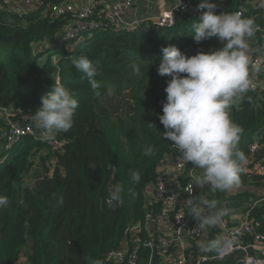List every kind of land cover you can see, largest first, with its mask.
<instances>
[{"label":"trees","instance_id":"16d2710c","mask_svg":"<svg viewBox=\"0 0 264 264\" xmlns=\"http://www.w3.org/2000/svg\"><path fill=\"white\" fill-rule=\"evenodd\" d=\"M59 1L37 0L29 10L0 6V105L12 107V119L32 123V112L56 83L68 88L78 101L72 128L56 134L67 141L65 152L33 189L23 187L24 178L32 166L44 161L49 153L43 155L46 145L28 135L7 147L0 121V195L9 199L7 207H0V264L102 263L105 254L124 240L137 233L145 235L147 187L171 144L161 136L165 129L158 119L170 79L157 73L161 48L174 45L194 55L210 51L215 44L216 37L194 42L191 35L199 17L183 14L170 28L96 31L70 51L60 40L65 20L48 11L49 5ZM258 1L212 0L222 12L245 6V14L264 27V14L252 7ZM249 42L261 45L253 56L264 49L258 31ZM48 50L58 51V63L42 59ZM82 55L97 69L100 97L75 70L73 61ZM132 63L139 65L138 73ZM108 88L113 89L111 96L105 94ZM230 118L243 129L238 149L244 157L253 135L264 145V95L248 91L236 108H230ZM149 146L152 154L145 155ZM260 156L264 157V147ZM132 171L140 174L139 183L132 182ZM242 171V181H248ZM113 184L123 188L118 206L107 203V188ZM258 198L249 191L214 194L218 206L238 213ZM250 216L264 232V201L251 209ZM141 255L146 264L145 250ZM206 264H233V259Z\"/></svg>","mask_w":264,"mask_h":264},{"label":"clouds","instance_id":"9594fccd","mask_svg":"<svg viewBox=\"0 0 264 264\" xmlns=\"http://www.w3.org/2000/svg\"><path fill=\"white\" fill-rule=\"evenodd\" d=\"M196 7L200 15L193 25L192 39L200 43L216 37L222 47L197 51L194 55H186L174 45L161 48L163 56L157 73L170 79L164 89L166 99L162 102V114L158 115L165 129L160 134L171 141L185 163L200 171L194 177L197 185H209L212 191H227L239 185L245 161L238 149L243 129L230 118V108L252 89L250 68L260 70V65H253L249 55V40L254 37L256 27L251 18L243 17L240 12L216 13L217 6L212 0H199ZM73 64L75 70L87 79L94 95L100 97L102 93L95 79L97 69L93 63L82 55ZM131 68L136 73L140 71L136 63H132ZM105 94L111 96L113 89L108 88ZM41 101V106L32 112L30 119L41 131L42 139L51 140L57 133L72 128L78 101L68 88L56 83ZM152 151L149 146L145 155L152 154ZM130 178L133 183H139L141 179L136 171L130 173ZM23 187H35L30 175L24 178ZM107 192L109 205L122 203L120 184L109 185ZM185 204L188 215L201 231L218 226L227 214L215 199L188 198ZM8 205L9 199L0 195V207ZM233 243L235 241L229 236L220 235L201 240L199 247L203 252H227Z\"/></svg>","mask_w":264,"mask_h":264},{"label":"built area","instance_id":"2783aa9c","mask_svg":"<svg viewBox=\"0 0 264 264\" xmlns=\"http://www.w3.org/2000/svg\"><path fill=\"white\" fill-rule=\"evenodd\" d=\"M139 0H61L49 5L48 11L52 17H61L65 26L60 34V40L69 44V49L77 46L78 41L89 37L96 31L133 30L145 31L149 28H170L178 17L189 14L199 17L197 10L199 0H154L144 7H138ZM37 0H0V6H17L24 10L35 7ZM215 12L220 13L219 3H215ZM254 9L264 14V0L252 5ZM248 9L243 6L235 12L243 17ZM256 31L261 35L264 44V27L254 23ZM222 47V42L215 38L211 48ZM264 47V45H263ZM253 65L259 64L260 70L250 68V79L256 91L264 95V49L251 56ZM246 94V93H245ZM241 100V99H240ZM12 107L0 105V121L2 137L7 147L19 142L24 136H32L36 141L44 142L47 154L43 161L44 168L52 169L59 163L60 156L65 152L67 141L54 137L51 140L41 138V131L33 123L22 119H12ZM248 152L242 164V172L248 176V181H242L230 193L237 195L245 191L256 193L259 198L242 213L233 212L224 207L227 214L218 226L201 231L196 227V221L188 215L185 200L204 197L214 199L216 191L209 185H197L194 177L200 171L193 165L185 163L179 151L170 144L169 150L159 165L154 181L148 185L146 193L148 215L143 224L144 236L137 233L129 240L108 251L101 264H142V251L145 250L146 264H206L211 261H224L232 257L233 264H264V232L259 230V222L250 216V211L259 202L264 201V189L255 191L258 181L264 182V157L260 151L264 145L258 135L252 136L248 143ZM2 160V159H0ZM36 183L38 178L30 174ZM260 176L263 179L255 180ZM254 179V180H253ZM33 189V188H32ZM220 235L232 238L233 243L227 252H203L199 247L201 240L213 239Z\"/></svg>","mask_w":264,"mask_h":264},{"label":"rangeland","instance_id":"374dc122","mask_svg":"<svg viewBox=\"0 0 264 264\" xmlns=\"http://www.w3.org/2000/svg\"><path fill=\"white\" fill-rule=\"evenodd\" d=\"M248 18H250V16H248ZM91 36V35H90ZM258 41V40H256ZM58 45H60V42L58 41ZM67 48H69V44L66 43L65 45ZM65 47V48H66ZM257 49H261V45L259 42H255L254 44H252L251 42H249V55L251 56V52H254V50H257ZM69 50V49H68ZM71 51V50H70ZM58 54V51L57 52H54V50H48L47 52H45L42 56V59H46L47 57L51 59L52 63L53 64H56L58 63L59 61V58L60 56H57ZM240 99L236 100L234 102V104L231 106L232 108H236L239 103H240ZM1 146V144H0ZM40 149H43V146L41 147V145L38 147ZM45 168H44V165H43V162L39 161L37 164H35L34 166H32V169L30 171L27 172V174L25 175L26 176H29L31 173L33 176H35L36 178L40 179L42 177V175L44 174L45 172ZM259 182H262L261 180L258 181ZM262 186H258L255 188V191H260L262 189H264V182L261 183ZM235 187L231 189V191H234ZM167 260L165 259L163 264H166Z\"/></svg>","mask_w":264,"mask_h":264},{"label":"crops","instance_id":"0c3cea01","mask_svg":"<svg viewBox=\"0 0 264 264\" xmlns=\"http://www.w3.org/2000/svg\"><path fill=\"white\" fill-rule=\"evenodd\" d=\"M154 2V0H139L138 1V7H144L146 5H149L148 3H151ZM253 52H251V56H252ZM250 56V57H251ZM25 252H28V248H26Z\"/></svg>","mask_w":264,"mask_h":264},{"label":"water","instance_id":"95a60500","mask_svg":"<svg viewBox=\"0 0 264 264\" xmlns=\"http://www.w3.org/2000/svg\"><path fill=\"white\" fill-rule=\"evenodd\" d=\"M159 28V27H158Z\"/></svg>","mask_w":264,"mask_h":264}]
</instances>
